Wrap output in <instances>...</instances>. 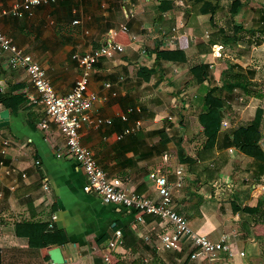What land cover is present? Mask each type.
Here are the masks:
<instances>
[{
    "label": "crops",
    "instance_id": "crops-1",
    "mask_svg": "<svg viewBox=\"0 0 264 264\" xmlns=\"http://www.w3.org/2000/svg\"><path fill=\"white\" fill-rule=\"evenodd\" d=\"M16 1L0 0V4L11 7ZM103 1L105 7L98 0H55L35 7L32 15H3L0 29L42 64L59 93L69 91L80 74L74 54L84 53L98 45L109 29L116 31L115 39L124 44V51L116 53L113 58L100 59L89 82L91 90L107 93L111 90L105 88L104 83L111 82L116 95H110L106 101H96L92 113L110 116L113 123L97 129L83 125L81 142L93 152L109 175L120 177L138 193L153 195V185L147 173L156 165V155H162L164 150L149 154L145 144L157 143L160 137L150 142L148 137L152 136H147L145 131L160 126H142L138 115L142 105L133 101L140 94L139 88L150 86L172 107L182 106L178 103L179 96L184 97L188 93L193 96L195 91L200 94V89L209 84V76L215 73L214 54L218 52L215 45L220 44H214L213 51L198 49V43L206 42L213 30L209 22L211 14L192 13L187 9L189 0H166L172 3V7L162 11L157 9L161 0ZM233 1H210L221 6L214 15V23L220 26L217 22L219 13L228 11L227 26L231 24L229 10L233 9ZM244 2L234 15L236 21L253 18L242 15ZM73 8L76 12H72ZM75 17L79 18V23H72ZM121 23H126L128 31L119 29ZM157 45L162 56L159 65L155 64L154 52H150ZM261 45L254 46L257 55H260L258 49L261 50ZM7 56L8 52H5L0 57V110L7 114L1 131L10 138L3 155L5 165H0V264H132L133 260L142 264H201L188 258L186 250L156 252L154 243L142 238L147 228L133 222L134 209L105 203L95 192L83 190L85 174L82 168L72 156L66 153L60 157L56 155L63 144L62 135L53 121L47 137L40 130L38 122L44 115L43 105L35 100L37 95L26 72L11 68ZM142 65H155L156 71L147 80L137 73ZM123 77L134 83L118 85ZM14 94L18 97L14 98ZM238 99L245 102L242 108L232 104L234 113L245 121L250 120L261 103L260 98L239 95ZM187 100L186 107L189 106ZM128 106H137L139 110L130 113L127 120H121L118 113ZM135 120L140 121L135 132L121 141L115 138L117 132L132 126ZM198 126L200 129L199 123ZM134 134L143 139L142 144L136 146L132 140L126 141ZM260 146L264 153V119ZM244 155L241 162L234 163L231 174L220 176L224 188L217 191L212 184L215 180L204 183L191 181L192 173L182 163L186 168V183L177 192V203L195 230L213 238L226 232L235 250H245V255L236 254L226 264H264V222L255 221L253 217L260 202L264 203V198L254 190L256 183L264 182V174L257 180L251 178L248 168L253 156ZM160 158L159 162L162 156ZM36 159L39 160L37 165ZM171 163L176 165L179 162L173 158ZM44 178L50 184L49 190L42 187ZM188 187L201 195L207 204L199 206L194 204V199L183 197V191ZM53 210L56 212L54 226L61 230L55 235L63 238L64 233L66 239L62 243L30 244V237H39L54 227L47 225L49 212ZM144 219L147 223L153 217L146 214ZM232 220L236 224L231 225ZM113 227L122 228L124 246L119 250L125 253L114 252L111 262L105 263L100 251L94 248L105 244ZM123 227L131 231L135 240L132 244L126 241ZM51 234L47 235L55 238ZM54 247L60 248L64 262L51 260L50 253ZM69 256L72 261H68Z\"/></svg>",
    "mask_w": 264,
    "mask_h": 264
},
{
    "label": "built area",
    "instance_id": "built-area-1",
    "mask_svg": "<svg viewBox=\"0 0 264 264\" xmlns=\"http://www.w3.org/2000/svg\"><path fill=\"white\" fill-rule=\"evenodd\" d=\"M98 1L102 7H105V1ZM52 2L55 0H17L11 7H4L0 4V18L6 14L16 17L32 15L35 7ZM72 12H76V9L73 8ZM79 22L78 17L72 19L74 24ZM119 29L128 31L126 23H121ZM115 34V30L109 29L98 45L84 53L74 54L81 71L71 89L65 93L57 92L42 64L31 53L19 47L13 38L1 29L0 57L8 52L9 66L23 69L26 72L32 90L37 95L35 100L43 105L44 115L38 122V127L47 137L51 121H53L63 138V144L58 148L56 155L60 157L66 153L80 165L85 174L83 190L95 192L105 203H116L125 208L134 209L136 213L133 222L147 228L142 238L154 243L156 252L164 249L186 250L188 258L200 261L201 264H226L233 260L236 254L245 255L244 249H234L233 241L228 233L222 232L216 238L207 233H199L190 226L186 215L179 210L177 192L186 183V168L182 163L176 165L171 163L173 158H177L176 154L164 151L161 155V162L148 171L147 177L153 185L154 192L153 195H149L138 193L120 177L109 175L98 163L93 152L81 142L83 125L97 129L113 123V118L110 116L101 117L92 113L96 101H106L110 95H116V91L111 89V82L104 83V87L111 90L109 93L91 90L89 82L93 68L100 59L109 58L124 51V44L115 39ZM131 38L135 36L131 35ZM220 47L221 45H215L216 50ZM138 110L137 106H128L125 111L118 113V117L121 120H127L130 113ZM167 117L171 118V115L168 114ZM3 119V112L0 110V122ZM228 124V118H223L222 125L226 127ZM139 125L140 121L135 120L132 126H127L121 132H117L115 138H122L123 135L133 132ZM9 143L10 138L2 133L0 126V165H5L3 155ZM233 149V147L229 148L231 152ZM187 153L195 155V153ZM34 162L36 165L39 164L38 159ZM22 175L25 176V173L23 172ZM212 184L216 191L224 188L221 177ZM42 187L44 190L50 189L46 178L43 179ZM254 190L264 198V182L256 183ZM146 214L153 217L147 223L144 219ZM55 219L56 212L50 211L48 227L54 226ZM123 246L122 229L116 227L105 244L95 246L94 249L100 251L103 262L110 263L114 252L125 253L119 250ZM72 260L73 258L69 256L68 261Z\"/></svg>",
    "mask_w": 264,
    "mask_h": 264
},
{
    "label": "trees",
    "instance_id": "trees-1",
    "mask_svg": "<svg viewBox=\"0 0 264 264\" xmlns=\"http://www.w3.org/2000/svg\"><path fill=\"white\" fill-rule=\"evenodd\" d=\"M211 0H189V7L187 8L194 14L209 13V22L213 30L208 34L206 42L198 43V49L200 51H211L212 46L216 43L221 45V50H227L229 46L240 40L241 36L247 38V42L251 44L263 43L262 35L264 34V0L260 5L259 15L250 20L236 21L234 15L239 10V5L231 12V30L228 31L225 27L219 26L214 23V15L221 9L220 5L212 4ZM172 3L166 0H161L157 5L159 11L171 8ZM242 36V37H243ZM150 52L155 54V64H161V52L158 45ZM155 65L148 67L142 65L137 69V73L140 77L147 80L149 76L155 72ZM232 95H244L255 96L260 98L261 103L255 108L254 115L250 120L236 123L234 119V110L230 98ZM14 94V98H17ZM202 106L196 113L197 122L200 125V131L206 138V142L202 144L195 152V155H190L186 152L184 146L185 131L187 127L182 122V110L179 107L172 108L171 118L169 123L176 131L171 135H161L157 143L145 144L149 154L153 152L161 153L165 149L166 144L172 141L175 145V154L179 163L186 164L189 171L192 173L190 180L193 182H209L216 180L221 175L231 174L233 171L234 163L241 162L244 159V154L252 155L248 168V172L251 178L255 180L259 179L264 174V153L260 146L261 142V124L264 119V92L255 88V83L248 79L244 74H238L237 76L222 77L220 85L207 86L204 93L201 96ZM227 117L229 124L224 127L222 125L223 118ZM135 132V131H134ZM123 135L118 140H124L128 135ZM160 133V130H147L145 134L147 136H153ZM137 134L132 135L131 138L126 141L132 140L137 146L142 144L143 139ZM236 138L238 142L236 141ZM238 144V145H237ZM237 146V147H236ZM230 147H236L231 152ZM185 198L189 200H195L194 204L199 206H205L207 203L201 195L196 194L189 187L187 188ZM253 214L254 220L258 222H264V203L260 202L259 209ZM115 228V227H113ZM112 228V229H113ZM122 229V228H121ZM61 232L55 226L50 229L49 232H45L39 237H30L29 243L32 245H46L49 242L62 243L66 236L63 238L57 237L55 233ZM199 233L203 231L197 230ZM52 233L55 238L48 236V233ZM124 237L126 241L132 244L135 240L132 237V233L128 228L123 227ZM132 264H142L138 260H133Z\"/></svg>",
    "mask_w": 264,
    "mask_h": 264
},
{
    "label": "rangeland",
    "instance_id": "rangeland-1",
    "mask_svg": "<svg viewBox=\"0 0 264 264\" xmlns=\"http://www.w3.org/2000/svg\"><path fill=\"white\" fill-rule=\"evenodd\" d=\"M243 1L244 0H234L231 3V8L234 9L238 5L241 6L243 4ZM262 2L263 0H245L242 15L244 16L246 14V16H252L253 18L256 17L259 14L260 5ZM233 9L229 11H232ZM236 19H240V17L236 16ZM228 20V11L225 13H219V16L217 17V22L219 21L220 26L222 25L226 27ZM226 29L230 31L231 27H229L228 25ZM259 35H262L261 37L264 40V34L260 33ZM242 36L240 40L233 42L227 50H221L220 47L218 52L214 54L215 59L213 68L215 73L209 76V84H205L204 87L200 89V94H198L199 91H195V95L193 96H191L188 92V94L185 93L186 95L184 97L179 96L178 103L179 105H182L179 107L181 108V110L184 109L181 112L183 115L182 122L187 127V131H185L184 134V146L186 148V152L195 153L198 147H200L206 142V138L201 133L197 120H195V113L199 110L200 103L202 102V99L200 97L207 88L206 86H210L211 83L213 85H220L222 77H230L237 76L238 74H244L248 79L255 83V88L257 90L264 92V41L262 43L263 45H261L263 46L261 50L258 49V54L260 55H257V52H254V46L256 45L247 42V38L245 36ZM113 57H115V55H113L112 58ZM214 77L216 79L218 78V80H216ZM122 82L124 84H122ZM129 82L134 83L129 81L128 77H123L121 83H118V85L121 84L124 86L127 83L130 84ZM139 89L140 94L138 95L137 100L133 102L142 105L140 113L138 114L142 121L141 125L144 127L149 126L152 128L155 125L160 126V128H156L160 130V133L156 136L148 137V140L150 142H153L157 140V138H159L161 135L163 136L175 133L176 130L171 127V124L169 123V118L167 117L168 113H171L172 108L175 107H172V104L162 98L163 96L161 97L159 93H155L152 87L147 86L143 87L142 89ZM230 99L231 104L239 105V107L243 106L245 102L244 99L239 100L236 95H232ZM186 100L189 102V106L187 107L184 105ZM244 116L247 117V114H245ZM234 119L236 123L245 121L241 119L236 113H234ZM236 141L238 142L237 138ZM236 147L234 148L236 149ZM163 150L175 155L176 148L174 143L170 141L166 144V147ZM156 156V162L154 160L153 161L157 164L161 159V155ZM185 194L186 191L184 190L183 197H185ZM225 196H229V194H226ZM234 224H236V221L232 220L231 225Z\"/></svg>",
    "mask_w": 264,
    "mask_h": 264
},
{
    "label": "water",
    "instance_id": "water-1",
    "mask_svg": "<svg viewBox=\"0 0 264 264\" xmlns=\"http://www.w3.org/2000/svg\"><path fill=\"white\" fill-rule=\"evenodd\" d=\"M3 116H4V119L0 122V126L4 125L6 123V111L3 112ZM51 260L54 262V263H62L64 262V258L62 257V254H61V251H60V248L59 247H54L52 250H51Z\"/></svg>",
    "mask_w": 264,
    "mask_h": 264
}]
</instances>
